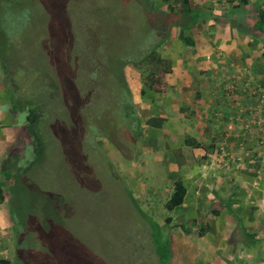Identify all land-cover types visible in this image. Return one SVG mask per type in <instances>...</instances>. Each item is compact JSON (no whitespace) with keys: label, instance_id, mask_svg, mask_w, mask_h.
I'll return each mask as SVG.
<instances>
[{"label":"crops","instance_id":"1","mask_svg":"<svg viewBox=\"0 0 264 264\" xmlns=\"http://www.w3.org/2000/svg\"><path fill=\"white\" fill-rule=\"evenodd\" d=\"M188 4L204 18L184 34L169 28L157 51L166 66H125L135 141L103 147L140 209L159 220L166 264H264V0ZM151 73L164 75V91L145 81ZM13 103L0 72V183L5 159L32 147L27 113ZM177 182L183 201L169 209ZM8 198L0 196V264H13Z\"/></svg>","mask_w":264,"mask_h":264},{"label":"rangeland","instance_id":"2","mask_svg":"<svg viewBox=\"0 0 264 264\" xmlns=\"http://www.w3.org/2000/svg\"><path fill=\"white\" fill-rule=\"evenodd\" d=\"M11 2L10 6L7 1L0 0V72L4 79H17L20 90L26 91L31 78H34V70L47 74L45 48L63 57L71 48L70 44L74 43V53H81L83 58L78 70L77 91L81 98L91 92L93 106H87L92 124L84 139L90 174L84 175L81 181L72 176L60 142L55 139H45L46 151L40 158L30 146L18 153L13 152L7 158L17 161L23 168L29 167L25 185H20V189L11 195V201L8 198L14 223V237L8 241L11 248L8 260L14 264L16 241L20 235L31 232L30 242L35 247L34 241L44 244V238L51 237L46 235L49 229L55 241L61 238L56 249H47L44 258L47 260H52L60 252L72 254L69 250L76 249L73 254L78 263L159 264L154 252V244H157L154 237L161 235L159 220L154 212L145 213L140 209L138 198L129 191L115 156L103 147L111 144L124 151L131 145L125 135L130 126L120 115L124 101L123 86L113 82L104 68L105 62L123 51V38L129 34L122 35L121 41L118 36L111 35L109 48L105 44L106 36L101 44L95 39V34L102 32L106 35L115 26L111 23L113 17L117 18L115 27L132 29L131 34L139 39L134 29L140 31L145 17L136 19L130 9L124 10L123 5L126 6L127 1L125 4L117 0ZM51 36L52 43L46 46ZM101 63H104L103 67L99 68ZM5 70L9 71V77ZM67 114L68 111L60 107L58 115L67 119ZM108 124L114 126L110 128ZM20 241L23 242L22 239ZM27 242L28 237L23 246Z\"/></svg>","mask_w":264,"mask_h":264},{"label":"trees","instance_id":"3","mask_svg":"<svg viewBox=\"0 0 264 264\" xmlns=\"http://www.w3.org/2000/svg\"><path fill=\"white\" fill-rule=\"evenodd\" d=\"M5 1H7L10 6L13 4V2L10 3V0ZM117 1L121 4H125V1H127L126 6L123 5L125 8L124 10L129 11L130 9V11L134 13L136 19L139 18V16H142V18L144 16L146 18L142 19L143 27L140 31H138L137 28L134 29L139 39L134 36V33L131 34L132 29L115 27L118 25L117 18L115 17L111 20V23L115 25L112 26L110 29L111 31L109 30L106 35L102 32L95 34V39L98 43L104 40V36L107 37L105 41L107 48L111 45V35L118 36V40L121 41L122 35L125 33L129 34L126 35V38H123V51H121L120 54L113 55L111 60L105 62L104 68H106L107 72L111 75V80H113V82L123 86L124 101L121 105L122 113H120V115L125 117L130 126L129 130L125 132L127 139L130 142H134L139 122L135 113L132 94L127 86L124 71L125 66L128 64L138 66H147L149 64L151 67H159L160 65L166 66L163 64L157 51L164 44L168 36L169 28L172 26L182 27L183 32L181 34H184L185 31L191 30L200 18H204V15H202L201 12L193 11L189 7V0ZM10 6L7 5V7L11 8ZM165 6H167V11H162V8ZM108 16L109 14L107 17ZM147 18H149L150 22ZM260 25H264V7L258 18V26ZM69 28L71 31L70 22ZM0 31H2V24H0ZM71 36V42H73L72 32ZM52 38L51 36L46 46L52 43ZM73 44H70L71 48H68L63 57L57 56L56 52H53V50L47 51L46 47L45 52L48 58L47 74L39 70H34V78H31L26 91L22 92V90H20L18 80L15 78V81H11L10 79L7 80V82L13 93V106H15L16 110L27 113L26 130L31 137L32 147L36 152L37 158H40L46 151V138L57 140L60 142L59 144L62 149L64 160L71 168L72 176L78 181H81L84 175L88 176V174H90V164H88V153L86 151L84 139L89 131L88 128L91 126L90 124H92L88 118L91 112L86 110L89 104L93 106L91 98L93 95L91 92H88L84 98H81L77 91L78 87L76 83L80 77L78 70L83 58L80 56L81 53H79V55L74 53L75 44ZM103 64L104 63L99 64V68H102ZM4 73L9 77L8 70H5ZM100 80L103 81V78ZM145 81L151 82V87L155 91H164L167 86L163 74H148ZM73 93L74 97H72ZM56 103L59 105V108H57ZM60 107L68 111L67 119L61 118L58 115ZM46 119L48 120L46 121ZM108 126L112 128L114 124H108ZM28 169L29 167L23 168L19 166L17 161L5 159L1 172L0 196L7 193L11 201V195L20 189V185H25V177H27ZM184 192L185 189L183 185L177 182L175 184V191L167 207L169 209H174L180 206L183 201ZM38 231L40 232V230ZM26 235H20L16 241L14 264H85L78 263L76 259H74L73 252L76 251V249L69 250L72 251V254L60 252L57 253L52 260L44 259L47 254V249H56L61 238L59 237L58 242L55 241L53 232L49 229H47L46 235H51V237L44 238V244L34 241L33 244L35 247L32 246L30 242L31 232H26ZM27 237V245L23 246L27 241ZM42 237L41 234L40 238ZM20 239H22L23 242H21ZM154 243L158 244H154V252L159 258V264H166V245L162 243L161 235L159 238L154 237ZM33 257L38 259H32ZM39 259L45 263H41Z\"/></svg>","mask_w":264,"mask_h":264},{"label":"built area","instance_id":"4","mask_svg":"<svg viewBox=\"0 0 264 264\" xmlns=\"http://www.w3.org/2000/svg\"><path fill=\"white\" fill-rule=\"evenodd\" d=\"M262 102H264V92H263V99L261 100ZM261 126H262V133H261V142L264 144V119L263 121L260 122Z\"/></svg>","mask_w":264,"mask_h":264}]
</instances>
